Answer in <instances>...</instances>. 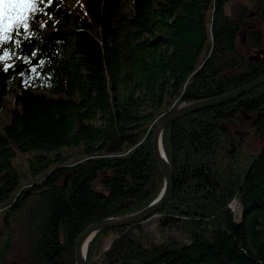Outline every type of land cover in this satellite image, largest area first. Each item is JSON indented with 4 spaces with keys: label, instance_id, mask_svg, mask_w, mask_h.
Masks as SVG:
<instances>
[{
    "label": "trees",
    "instance_id": "obj_1",
    "mask_svg": "<svg viewBox=\"0 0 264 264\" xmlns=\"http://www.w3.org/2000/svg\"><path fill=\"white\" fill-rule=\"evenodd\" d=\"M122 1L79 0L71 34L42 33L38 48L24 45L51 59L50 76L32 84L61 72L64 97L23 83L0 131V203L12 200L0 212V264H75L85 228L160 195L154 126H137L146 117L140 104L176 107L264 76V55L251 59L240 45L246 34L250 48L263 49L264 0L236 2L230 13L235 0H132L121 13ZM48 12L46 27L65 16L63 4ZM17 80L12 70L0 73V113ZM168 111H156L154 122ZM61 147H78L85 160L63 166L67 158L46 155ZM163 147L174 190L158 222L98 232L86 264H264V84L169 124ZM33 151L21 165L12 161Z\"/></svg>",
    "mask_w": 264,
    "mask_h": 264
},
{
    "label": "rangeland",
    "instance_id": "obj_2",
    "mask_svg": "<svg viewBox=\"0 0 264 264\" xmlns=\"http://www.w3.org/2000/svg\"><path fill=\"white\" fill-rule=\"evenodd\" d=\"M236 2L250 3V0H235L234 2L232 1V3L227 6V11L229 13H230V11L232 12V10H233L232 8L236 6V4H237ZM62 4H63L64 9H65V16L51 17V26L41 28V33H43L45 36H47V35L59 36L61 34H71L74 31V25H73L74 18L76 16H81V6L79 4V0H63ZM131 8H132V0H123L122 1V8H121L120 12L121 13L128 12L129 10H131ZM68 18H70L69 23L67 25H65L64 22H65V20L67 21ZM42 22H43V20H42ZM120 35H121V40L123 41L125 39V36H126V31L122 30ZM137 42H139V41L137 39H134L131 41V45H134ZM240 45H241V48L244 49V53L246 54V56H248L251 59H257V58L264 55V47H263V49H252L249 47L246 34H244L243 36L240 37ZM44 80H41L39 83H36V84L27 85V87L34 90V91L43 92V93H45L51 97H64V94H62L56 88L58 85L62 84V82H63L61 72L58 73L57 77L47 79L51 83L50 87L47 86V83H42V81H44ZM21 85L24 86L22 81H18V80L15 81V84L13 85L11 92L8 95H6V97L4 98V108L2 109V111L0 113V131H2L3 126L8 122L10 112L12 111L14 105L17 103L16 94L21 90V88H22ZM139 94L140 93L137 92L136 96ZM176 103H177V101H175L174 103H170L168 101H165L164 104H162L156 110V109H154L153 105L150 104V102H148V101L143 102L137 108V112H138V114H142L143 116L146 115V117H142L141 121H139L137 126H139V128L151 129L165 115L164 114L163 116L159 117L154 122L153 114L156 111L164 112L166 110H171L172 108L175 107ZM245 117L248 118V116H245ZM153 122H154V124H153ZM95 123L96 124H103V121L97 120ZM152 133H153V130H152ZM152 138H153V134H152ZM261 143H262V141L259 140L258 138H256L254 144L256 146H259ZM162 144H163V134H162ZM163 149H164V147H163ZM78 150H79L78 147H73V148L61 147V148L57 149L55 152L48 153V154L43 153V154H46L49 158L65 157V158H67L66 162L59 163V164L63 165V166H73V165H76L78 163V161L82 162L83 160H85V159L82 160V158L77 155ZM30 153L34 154L36 152H34V151L33 152H19L14 156L12 161H14L17 165H21L29 157ZM23 174H25V172H23ZM21 186H22L21 187L22 190L29 189V188H31V183L28 181H25V180H21ZM10 202H12V200H7L5 202L0 203V212L3 209H5L7 204ZM231 206L233 207V210L237 212V214H240L241 210H239L238 205H237V203H235V201H233L231 203ZM143 222H144L143 223V226H144L143 229L145 231H147L151 227L155 226L158 221L155 218V216H151V218L149 217L148 219H146ZM75 264H76V262H75Z\"/></svg>",
    "mask_w": 264,
    "mask_h": 264
},
{
    "label": "snow or ice",
    "instance_id": "obj_3",
    "mask_svg": "<svg viewBox=\"0 0 264 264\" xmlns=\"http://www.w3.org/2000/svg\"><path fill=\"white\" fill-rule=\"evenodd\" d=\"M62 3L63 0H0V73L12 70L25 85H31L34 78L50 76L47 68L51 59L44 58L43 49L39 54L35 50L27 54L24 45L33 49L40 46V29L47 26V20L42 22V18L49 15L51 5ZM18 64L21 70L16 71ZM42 83L51 86L47 79Z\"/></svg>",
    "mask_w": 264,
    "mask_h": 264
},
{
    "label": "water",
    "instance_id": "obj_4",
    "mask_svg": "<svg viewBox=\"0 0 264 264\" xmlns=\"http://www.w3.org/2000/svg\"><path fill=\"white\" fill-rule=\"evenodd\" d=\"M263 84L264 76L226 94L201 101L187 103L183 102L180 103L177 107H174L169 110L155 124L153 128L152 152L164 175V185L160 195L149 206L136 213L122 217L107 218L100 222L93 223L87 228H85L84 231L80 234L75 244L76 264H86L87 248L85 249V246L88 247V244L93 240V238L97 235L98 232L105 229L141 223L151 216H156V213L159 212L170 200L174 190V174L172 165L165 154L162 144V134L164 130L169 126V124L205 108L221 105L229 101L235 100Z\"/></svg>",
    "mask_w": 264,
    "mask_h": 264
},
{
    "label": "bare ground",
    "instance_id": "obj_5",
    "mask_svg": "<svg viewBox=\"0 0 264 264\" xmlns=\"http://www.w3.org/2000/svg\"><path fill=\"white\" fill-rule=\"evenodd\" d=\"M87 248V246H85V249Z\"/></svg>",
    "mask_w": 264,
    "mask_h": 264
}]
</instances>
